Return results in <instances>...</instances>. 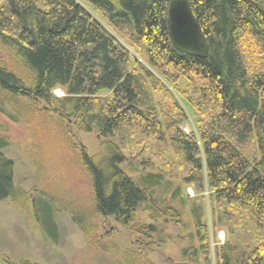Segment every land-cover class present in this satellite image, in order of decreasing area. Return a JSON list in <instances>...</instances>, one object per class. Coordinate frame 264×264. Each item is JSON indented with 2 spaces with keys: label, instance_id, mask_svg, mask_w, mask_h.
Returning a JSON list of instances; mask_svg holds the SVG:
<instances>
[{
  "label": "trees",
  "instance_id": "16d2710c",
  "mask_svg": "<svg viewBox=\"0 0 264 264\" xmlns=\"http://www.w3.org/2000/svg\"><path fill=\"white\" fill-rule=\"evenodd\" d=\"M170 1L0 0V114L30 144L46 130L68 148L64 163L88 183L90 203L57 207L93 246L113 248L94 221L114 219L148 260L157 232L186 208L200 241L188 259L264 264V0H189L204 58L174 47ZM74 132L98 134L99 152L89 155ZM7 145L0 138V201L37 209L55 235L54 198L16 185ZM0 264L37 263L0 252Z\"/></svg>",
  "mask_w": 264,
  "mask_h": 264
},
{
  "label": "rangeland",
  "instance_id": "374dc122",
  "mask_svg": "<svg viewBox=\"0 0 264 264\" xmlns=\"http://www.w3.org/2000/svg\"><path fill=\"white\" fill-rule=\"evenodd\" d=\"M55 95L63 97L64 93L58 89ZM191 127L187 125L184 129L189 133ZM39 132L36 141L30 144L26 141V131L22 125L0 114V138H5L9 143L3 153L15 163V183L24 191L33 187L35 189L39 184L41 190L52 195L55 235L52 236L46 228L47 224L37 209L24 212L11 198L3 199L0 201L2 254L14 262L31 261L37 264H196L187 258V253L188 250L200 249L199 234L186 208H179L182 220L178 225L169 222L165 231L157 232L156 240L153 241L155 250L150 252L148 260H137L133 254L137 248L128 236L130 230L119 226L114 219L98 216L94 221L102 245L113 248L106 251L93 246L75 224L72 215L61 210L60 206L59 209L57 207L59 200L64 198H70L68 200L72 207L78 201L82 204L90 203L87 200L90 194L88 183L74 166L64 163L69 158L65 155L69 150L58 144V137H53L46 130ZM74 139L87 149L89 155L94 156L99 152L101 140L98 134L74 132ZM33 145L36 149L28 148ZM33 157L37 161L31 159ZM39 167H44V174L37 179ZM187 193L190 197L194 196L192 188H188ZM140 217L146 222L143 216ZM216 235L218 243L223 244L225 231L218 230ZM211 242L213 252L217 243L214 238H211ZM212 260V264H215L213 256Z\"/></svg>",
  "mask_w": 264,
  "mask_h": 264
},
{
  "label": "water",
  "instance_id": "95a60500",
  "mask_svg": "<svg viewBox=\"0 0 264 264\" xmlns=\"http://www.w3.org/2000/svg\"><path fill=\"white\" fill-rule=\"evenodd\" d=\"M170 39L176 49L199 58L207 57L209 44L194 16L189 0H171L168 9Z\"/></svg>",
  "mask_w": 264,
  "mask_h": 264
}]
</instances>
